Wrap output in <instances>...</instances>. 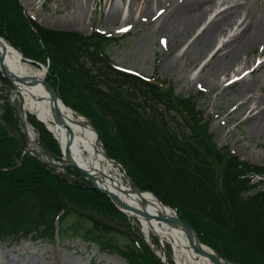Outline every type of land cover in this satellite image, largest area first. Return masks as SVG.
Returning a JSON list of instances; mask_svg holds the SVG:
<instances>
[{
    "label": "trees",
    "instance_id": "obj_1",
    "mask_svg": "<svg viewBox=\"0 0 264 264\" xmlns=\"http://www.w3.org/2000/svg\"><path fill=\"white\" fill-rule=\"evenodd\" d=\"M0 36L27 58L44 64L49 59L47 81L65 105L91 120L109 157L123 164L135 186L175 208L220 256L264 264V166L215 143L198 96L176 94L166 79L116 68L108 52L115 37L45 27L25 14L19 0H0ZM30 122L42 146L61 157L52 133L32 116ZM6 125L17 128L10 106L0 120V240L54 242L58 233L72 232L129 264H164L139 227L124 231L115 225L128 219L107 195L84 179L67 178V172L79 176L75 170L58 173L31 155L16 167L22 136ZM112 232L129 243H114Z\"/></svg>",
    "mask_w": 264,
    "mask_h": 264
},
{
    "label": "rangeland",
    "instance_id": "obj_2",
    "mask_svg": "<svg viewBox=\"0 0 264 264\" xmlns=\"http://www.w3.org/2000/svg\"><path fill=\"white\" fill-rule=\"evenodd\" d=\"M116 1L82 0L88 6V17L77 29L69 28L67 25L56 27L48 24L50 21L72 20L80 11L77 0H24L25 4L19 0L26 10L25 12L30 13L38 21L37 17L44 19L46 23L39 22L47 27L78 30L84 34L99 30L118 37L119 40L115 41L108 49L112 60L118 67L140 73L153 80L162 81L167 78L172 81L178 95L194 94L198 96V107L205 111V119L210 121V131L214 133L215 143L219 147L229 146L232 152L242 159L264 166V120L263 125L256 132L251 129L255 120L248 118L250 111L236 109L242 102L239 97L242 82H233L232 77L235 75L233 70L218 74L220 87L216 86L217 77L215 78L210 72L212 54L231 38L233 32L219 35L216 41L207 45L198 56V49L202 51V48L196 42V38L202 33L209 20L206 23H200L194 31L183 38L181 36L172 38L167 32L158 28L155 32L150 33L149 40L146 42L143 35L149 25L148 22L139 18L144 4L140 0L134 6V11L130 12V1L126 4L127 0H122V16L117 19L115 24L108 23L106 20L108 12ZM239 5L251 8L264 28V0H241ZM155 7L156 5L154 9ZM212 16L214 17V14ZM137 20H140L142 24H138ZM125 28L130 29L124 31ZM163 37L169 39L168 43H170L171 49L173 48L172 50L166 48L164 43L166 38ZM172 40L176 43V47H172ZM246 59L250 60V65H252L250 68L245 62ZM206 64L207 66L204 67ZM30 66L40 69L32 64ZM245 66L248 71L261 66V69L252 75L251 86L244 98L250 99L252 107L264 109V50L261 45L256 47L254 53L243 55L234 65V69L237 71ZM202 76H206L209 83L202 80ZM17 100L22 101L19 95ZM18 130L23 131L20 121ZM35 138L37 141L36 135ZM118 171L120 170L118 169ZM69 180L80 181L81 178L73 173ZM126 216L128 219L124 220L126 223L117 221L115 225L124 231H132L133 227H139L142 237L147 243L152 242V237L157 238L160 242V237L155 233L151 232L150 236L146 235L141 223L136 218ZM57 225L59 228V224ZM71 233L66 237L58 234L55 242L36 241L31 238L0 241V264H129L127 259L120 254L103 251L99 245L89 244L77 236H72L73 233ZM108 236L121 247H125L129 243V239L120 232H112ZM152 248L156 252L164 253L165 244L164 248L161 247V244L159 248L155 245ZM20 249L23 250L22 254L18 253ZM170 250L168 253L172 258V264H176L171 246Z\"/></svg>",
    "mask_w": 264,
    "mask_h": 264
},
{
    "label": "bare ground",
    "instance_id": "obj_3",
    "mask_svg": "<svg viewBox=\"0 0 264 264\" xmlns=\"http://www.w3.org/2000/svg\"><path fill=\"white\" fill-rule=\"evenodd\" d=\"M22 1L24 3V0ZM77 1L80 11L72 20L64 22L50 21L48 24L56 27L67 25L69 28L78 29V26L87 19L89 10L82 0ZM121 1L117 0L110 8L106 19L108 23L115 24L117 19L122 16ZM129 1L131 12L134 11V6L140 0H127L126 4ZM239 2L241 0H141L144 5L139 18L148 22L149 25L143 35L146 42L149 40L150 33L152 31L155 32L158 28L167 32L172 38L178 36L183 38L191 31H194L200 23H206L209 20L202 33L197 35L196 38V42L202 48V51L198 49V56L205 50L207 45L214 43L219 35L233 32L231 38L212 54L210 72L215 78L217 77L216 86L219 87L221 86L218 75L220 72L226 73L231 70L235 72L232 77H236L234 82H242L239 90V97L242 102L236 109L241 108L240 110L245 111V109H248L250 111L248 118L255 120L251 129L257 132L263 125L264 109L252 107L250 99H245L244 97L251 86L252 75L260 70L261 66L250 71L245 66L235 71L234 65L243 55L254 53L256 47L261 45L264 50V28L260 20L256 18L253 10L246 6L240 7ZM213 14L214 17L212 16ZM37 18L42 23H46L44 19ZM140 20L136 22L142 24ZM168 41L169 39L166 38V48L172 50L173 48L171 49ZM172 44V47L177 46L174 40H172ZM1 47L6 54V65L12 71L27 79H42L44 77L43 69L32 68L12 48H6L3 44ZM245 62L249 68L252 66L249 59H246ZM206 66L207 64L204 67ZM201 79L206 82L209 81L206 76H202ZM17 93L22 99L25 113L44 119L46 125L52 129L53 134L60 142L63 151L67 148L69 129L73 132L74 139L69 150L75 162L94 175L100 185L115 191L131 207L126 211L127 215L136 218L141 223L146 235L150 236L151 232H153L165 243H170L176 264H215L207 254L199 252L188 243L186 235L181 228L156 218V216H169L173 211L169 206L162 203L155 194L149 191L138 192L123 174L118 171V167L105 157L103 147L97 141L96 133L86 118L75 114L70 108L60 103L59 110L65 116L66 125L53 126L51 125L54 117L51 109L50 94L44 85H26L17 82ZM28 131L32 137L35 136L31 126H29ZM132 208L137 211H133ZM145 212L152 214V217L147 218L143 214ZM207 250L210 249L207 248ZM18 253L22 254L23 250H18Z\"/></svg>",
    "mask_w": 264,
    "mask_h": 264
},
{
    "label": "water",
    "instance_id": "obj_4",
    "mask_svg": "<svg viewBox=\"0 0 264 264\" xmlns=\"http://www.w3.org/2000/svg\"><path fill=\"white\" fill-rule=\"evenodd\" d=\"M2 44L6 48L10 47L14 51H16L17 53H19V52L17 50H15L13 47H11L9 44L7 45V43H5V41L2 38H0V70H1L3 77L10 82V86L7 87L8 91H9V102L15 106L18 114L20 115V118L24 122L25 143L27 144V151L26 152H29L38 158H40L43 155H46L48 158V161H45V163L47 165L55 166V167H58L61 169H66V168L76 169L80 174H82L84 176L85 179H87L92 184V186L96 190H98L99 192L109 196L111 198V200L115 203V205L119 209H121L122 211H127L128 209H130L131 207H129L119 197V195L115 191H113L112 189H110L108 187L100 185L97 182L94 175H92L86 168L78 165L75 162V160L72 158V155H71L69 148L71 147V144L73 142L74 134L70 129H69V140L67 143V148L64 151H62L64 157L62 158V161L60 163H57L53 160L52 153L50 151L45 150V149H42V150L34 149L33 147L30 146L31 139L29 138V135H28V130H27L28 122L25 118L26 117L25 112H24L23 108L21 107V105L15 103L13 100V95L16 93V90H17V82L21 83V84H26V85H28V84H33V85L34 84H42V85H44L47 92L50 94L51 108H52L53 117H54L51 125L56 126V127L66 125L65 116L59 110V105L62 102L58 96L57 91L46 80L48 68H46V74H45V77L43 79H36V78L27 79L26 77L15 73L6 65V54H5V51L3 50V48L1 47ZM40 121L45 122V120L42 118H40ZM88 122L92 126L91 122L90 121H88ZM92 128L96 132L97 141L99 143H101V136H100L99 132L93 126H92ZM49 130H51V129H49ZM101 145L103 147V152H104L105 157L108 158V155L105 151L103 143H101ZM108 159L111 162H113L114 164H119L118 161L112 160L110 158H108ZM124 176L131 183V179L127 175L125 170H124ZM135 189L138 192L142 193V191L140 189H138V188H135ZM132 210L135 212L137 211L136 209H133V208H132ZM143 214L147 218L152 217V214H150V213L145 212ZM156 218L158 220L165 221L167 223H170L174 226L181 228L186 235L188 243L194 249L198 250L199 252L207 254L215 264H236L235 262H232L228 259L219 257V255L214 250H212L211 248L202 244L196 230L194 229V227L191 225V223L184 220L183 218L176 216L174 214H171L169 216H156ZM207 248L210 250H207ZM165 264H167V261H165Z\"/></svg>",
    "mask_w": 264,
    "mask_h": 264
},
{
    "label": "snow or ice",
    "instance_id": "obj_5",
    "mask_svg": "<svg viewBox=\"0 0 264 264\" xmlns=\"http://www.w3.org/2000/svg\"><path fill=\"white\" fill-rule=\"evenodd\" d=\"M126 30V29H125Z\"/></svg>",
    "mask_w": 264,
    "mask_h": 264
}]
</instances>
